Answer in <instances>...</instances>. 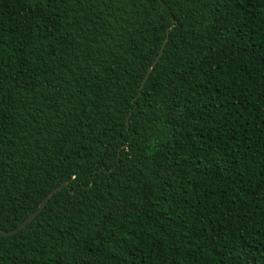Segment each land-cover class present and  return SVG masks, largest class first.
Here are the masks:
<instances>
[{"label":"trees","instance_id":"trees-1","mask_svg":"<svg viewBox=\"0 0 264 264\" xmlns=\"http://www.w3.org/2000/svg\"><path fill=\"white\" fill-rule=\"evenodd\" d=\"M61 183L0 264H264V0H0V229Z\"/></svg>","mask_w":264,"mask_h":264},{"label":"water","instance_id":"water-1","mask_svg":"<svg viewBox=\"0 0 264 264\" xmlns=\"http://www.w3.org/2000/svg\"><path fill=\"white\" fill-rule=\"evenodd\" d=\"M162 46H163V44H162ZM162 46H161V48H160V50H159V53H160V51H161V49H162ZM158 55H159V54H157V55L155 56V59L153 60L151 66H153V65L155 64V62H156V60H157V58H158ZM150 68H151V67H150ZM149 70H150V69L147 70L145 76H144L143 79L141 80V83L139 84V88L142 86V84H143V82H144V80H145V78H146V76H147ZM64 185H65V183H61V184H59L58 186H56V187H54L53 189H51V190H50L47 194H45V195L43 196V198L39 201V203H38L36 209H35L33 212H31L29 215H27V216L25 217V219H24L23 221H21V222L15 227V228H13V229H11V230H9V231H4V230H1V229H0V235H5V236H7V235H11V234L16 233V232L19 231L20 229H22L27 223H29V222H30V221H31V220H32V219H33V218L39 213V211H40L41 208L44 206V204H45L46 201L49 199V197H50L54 192L60 190Z\"/></svg>","mask_w":264,"mask_h":264},{"label":"snow or ice","instance_id":"snow-or-ice-1","mask_svg":"<svg viewBox=\"0 0 264 264\" xmlns=\"http://www.w3.org/2000/svg\"><path fill=\"white\" fill-rule=\"evenodd\" d=\"M37 2L40 4H45V3L50 4V3L54 2V0H37ZM217 4L219 5V0H217Z\"/></svg>","mask_w":264,"mask_h":264}]
</instances>
